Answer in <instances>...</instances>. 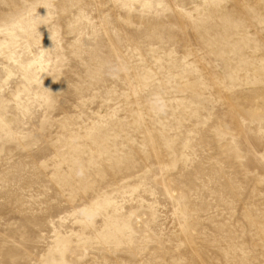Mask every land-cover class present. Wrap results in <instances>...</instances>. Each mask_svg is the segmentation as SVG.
Instances as JSON below:
<instances>
[{
	"label": "rangeland",
	"instance_id": "obj_1",
	"mask_svg": "<svg viewBox=\"0 0 264 264\" xmlns=\"http://www.w3.org/2000/svg\"><path fill=\"white\" fill-rule=\"evenodd\" d=\"M0 264H264V0H0Z\"/></svg>",
	"mask_w": 264,
	"mask_h": 264
}]
</instances>
